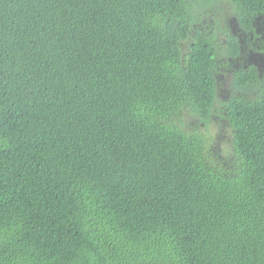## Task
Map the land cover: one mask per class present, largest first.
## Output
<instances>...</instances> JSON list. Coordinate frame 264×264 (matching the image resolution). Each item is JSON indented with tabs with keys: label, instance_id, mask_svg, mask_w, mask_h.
Here are the masks:
<instances>
[{
	"label": "trees",
	"instance_id": "16d2710c",
	"mask_svg": "<svg viewBox=\"0 0 264 264\" xmlns=\"http://www.w3.org/2000/svg\"><path fill=\"white\" fill-rule=\"evenodd\" d=\"M191 8L0 0V264H264V81L234 73L261 92L226 104L222 163L170 121L216 96Z\"/></svg>",
	"mask_w": 264,
	"mask_h": 264
},
{
	"label": "rangeland",
	"instance_id": "374dc122",
	"mask_svg": "<svg viewBox=\"0 0 264 264\" xmlns=\"http://www.w3.org/2000/svg\"><path fill=\"white\" fill-rule=\"evenodd\" d=\"M192 8L190 13H193L194 20L192 21L193 30L189 31V37L181 43L182 54L187 53L193 39V33L200 30L203 34L211 31L213 28L214 47L216 48V58H220L219 47L221 46L220 33L230 31L229 22L235 16L234 6L226 0H190ZM208 26V27H206ZM214 75L219 76L220 69H213ZM220 79V77H219ZM223 91L221 94L216 91L215 104L216 106L223 99ZM210 114L207 120H202L190 108L182 109L181 113L171 118V122L177 126L184 128L187 132L199 137L204 144L205 154L209 161L213 163H222L223 156L231 155V131L226 132V122L222 121L220 114L222 110H215V106L210 108ZM225 126V127H224ZM219 156V157H218Z\"/></svg>",
	"mask_w": 264,
	"mask_h": 264
},
{
	"label": "flooded vegetation",
	"instance_id": "af4514ba",
	"mask_svg": "<svg viewBox=\"0 0 264 264\" xmlns=\"http://www.w3.org/2000/svg\"><path fill=\"white\" fill-rule=\"evenodd\" d=\"M250 26L243 25L237 16L229 22L230 31L228 33L221 32V46L218 48L220 58H216V48L214 47V68L220 69L219 76H215L216 91L221 94L223 91V99L216 106L215 102L212 106L216 109H222V121H225L230 126L229 119L225 117L226 104L233 95L243 96L250 99H257L260 96L261 87L259 84H253L248 89L242 87L238 89L234 83V73L239 70L244 72L250 68L255 69L256 75L260 80L264 81V16L254 15L250 16ZM208 27V26H206ZM214 28V27H213ZM213 28L207 34H201L209 40L213 45L215 39L213 36ZM195 32L193 33V36ZM193 39V38H192ZM214 46V45H213ZM220 77V79H219ZM226 131V128L224 129Z\"/></svg>",
	"mask_w": 264,
	"mask_h": 264
}]
</instances>
